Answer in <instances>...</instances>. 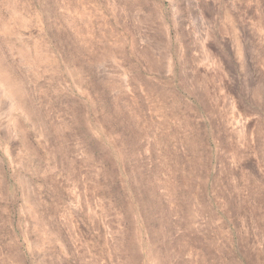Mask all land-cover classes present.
<instances>
[{
  "label": "rangeland",
  "instance_id": "1",
  "mask_svg": "<svg viewBox=\"0 0 264 264\" xmlns=\"http://www.w3.org/2000/svg\"><path fill=\"white\" fill-rule=\"evenodd\" d=\"M0 264H264V0H0Z\"/></svg>",
  "mask_w": 264,
  "mask_h": 264
}]
</instances>
